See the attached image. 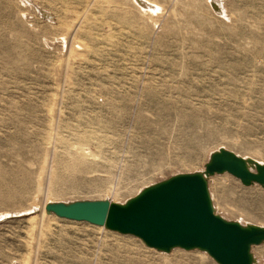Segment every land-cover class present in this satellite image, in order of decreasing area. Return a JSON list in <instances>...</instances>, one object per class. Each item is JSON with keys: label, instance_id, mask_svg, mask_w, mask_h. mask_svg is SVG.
I'll return each instance as SVG.
<instances>
[{"label": "rangeland", "instance_id": "1", "mask_svg": "<svg viewBox=\"0 0 264 264\" xmlns=\"http://www.w3.org/2000/svg\"><path fill=\"white\" fill-rule=\"evenodd\" d=\"M218 1L0 0V264H218L45 210L123 203L220 147L264 162V0ZM207 181L264 226V187Z\"/></svg>", "mask_w": 264, "mask_h": 264}, {"label": "water", "instance_id": "2", "mask_svg": "<svg viewBox=\"0 0 264 264\" xmlns=\"http://www.w3.org/2000/svg\"><path fill=\"white\" fill-rule=\"evenodd\" d=\"M228 172L249 185L264 187V164L247 168L243 158L226 148L213 152L205 173ZM58 217L138 236L152 248L203 249L218 264H253L251 246L264 243V226L228 220L214 212L205 178L199 172L173 175L147 186L124 203L105 199L50 202Z\"/></svg>", "mask_w": 264, "mask_h": 264}, {"label": "bare ground", "instance_id": "3", "mask_svg": "<svg viewBox=\"0 0 264 264\" xmlns=\"http://www.w3.org/2000/svg\"><path fill=\"white\" fill-rule=\"evenodd\" d=\"M142 1V0H141ZM207 1V6L209 7V8H211L212 9V11L213 10H215V11H217V10H219V7H220V4H219V1L218 0H206ZM154 2V1H153ZM145 3V2H144ZM140 4V3H139ZM149 4V3H148ZM147 4V5H148ZM154 5V4H153ZM157 4H155V6H156ZM156 8H157V6H156ZM150 10V9H149ZM153 10V9H152ZM155 11V10H154ZM148 12V11H147ZM147 14V13H146ZM220 148H224V147H220ZM220 148H218L217 150H219ZM217 150H215V151H217ZM215 151H213V152H215ZM231 151V150H230ZM213 152H211L210 153V155H209V157H208V160L206 161V163L209 161V158H210V156H211V154L213 153ZM233 152V151H232ZM234 153V152H233ZM236 154V153H235ZM238 155V154H237ZM238 156H240V155H238ZM241 158H243L244 159V161H245V164H246V166H247V168H249V169H255V165L256 164H264V162L263 161H261V160H259V159H256V158H254V157H251V156H240ZM249 159V160H248ZM250 160H252V162H253V166L251 167V161ZM205 163V164H206ZM205 164H204V169L202 170V171H197V172H199V173H201L202 175H203V177L205 178V180H206V182H208L207 181V177H210V175H207L206 173H205ZM226 172V171H225ZM221 173H224V172H221ZM228 173V172H227ZM250 184H253V182H251ZM209 191V190H208ZM209 196H210V193H209ZM210 199H211V196H210ZM110 202V201H109ZM124 203V202H123ZM120 204H122V203H120ZM211 204H212V200H211ZM212 208H213V204H212ZM45 210H47V209H45ZM213 210H214V212L216 213V211H215V209L213 208ZM47 211H50V210H47ZM219 215V214H218ZM243 225V224H242ZM252 225H255V224H252ZM99 226H103V227H105L104 225H99ZM260 226H262V225H260ZM106 228V227H105ZM108 229V228H107ZM111 230V229H110ZM112 231H114V230H112ZM155 249V248H154ZM195 249H199V248H195ZM199 250H202V251H205V250H203V249H199ZM206 252V251H205ZM207 253V252H206ZM251 257H252V253H251ZM252 263H253V257H252Z\"/></svg>", "mask_w": 264, "mask_h": 264}]
</instances>
